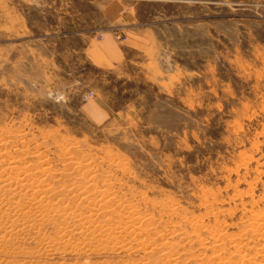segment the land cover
Instances as JSON below:
<instances>
[{"label":"rangeland","instance_id":"1","mask_svg":"<svg viewBox=\"0 0 264 264\" xmlns=\"http://www.w3.org/2000/svg\"><path fill=\"white\" fill-rule=\"evenodd\" d=\"M135 28L137 63L86 54ZM0 238V264H264V0H0Z\"/></svg>","mask_w":264,"mask_h":264},{"label":"crops","instance_id":"2","mask_svg":"<svg viewBox=\"0 0 264 264\" xmlns=\"http://www.w3.org/2000/svg\"><path fill=\"white\" fill-rule=\"evenodd\" d=\"M121 6V4H120ZM119 4L113 2L106 9L107 11V21L113 22L119 17L121 10H119ZM134 17V12L130 9L129 13L123 17L124 23L116 22V25H125ZM124 27V26H123ZM143 28H135L133 30H128L127 43H120L114 41L111 34L106 35L102 41L95 44L94 47L88 46L85 49L87 55L92 58L99 66L103 68H110L111 66H118L125 63H137L135 60L139 59L141 56L148 55L152 52L154 43L149 39V36Z\"/></svg>","mask_w":264,"mask_h":264},{"label":"bare ground","instance_id":"3","mask_svg":"<svg viewBox=\"0 0 264 264\" xmlns=\"http://www.w3.org/2000/svg\"><path fill=\"white\" fill-rule=\"evenodd\" d=\"M25 178V177H24ZM32 180V179H31ZM5 186V185H4ZM18 190V189H17ZM43 191V190H42ZM31 192V191H30ZM95 199V198H94ZM93 199V200H94ZM85 201V200H84ZM34 204V203H33ZM32 204V205H33ZM31 205V204H30ZM39 206V205H38ZM33 207H34V205H33ZM8 208V207H7ZM39 210V209H38ZM4 212V211H3ZM19 212V211H18ZM5 213V212H4ZM21 214V213H20ZM16 216V215H15ZM4 217V216H3ZM7 217V216H6ZM52 220V219H51ZM130 220V219H129ZM129 223V222H128ZM152 223V222H151ZM93 225V224H92ZM102 228V227H101ZM15 229V228H14ZM64 230V229H63ZM143 230V229H142ZM104 233H105V231H104ZM89 235V234H88ZM8 236V235H7ZM39 237V236H38ZM1 239V238H0ZM84 247V246H83ZM85 248V247H84ZM44 253V252H43Z\"/></svg>","mask_w":264,"mask_h":264}]
</instances>
